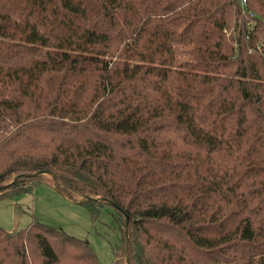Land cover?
Listing matches in <instances>:
<instances>
[{
    "label": "trees",
    "instance_id": "trees-1",
    "mask_svg": "<svg viewBox=\"0 0 264 264\" xmlns=\"http://www.w3.org/2000/svg\"><path fill=\"white\" fill-rule=\"evenodd\" d=\"M40 184L114 208L110 264H264V0H0V200ZM0 264L99 263L32 220Z\"/></svg>",
    "mask_w": 264,
    "mask_h": 264
},
{
    "label": "rangeland",
    "instance_id": "rangeland-1",
    "mask_svg": "<svg viewBox=\"0 0 264 264\" xmlns=\"http://www.w3.org/2000/svg\"><path fill=\"white\" fill-rule=\"evenodd\" d=\"M186 29V30H185ZM160 28L157 51L162 56L183 59L192 47L189 28ZM180 40V39H179ZM114 208L107 204L93 222L86 208L71 202L53 187L40 184L33 193L0 200V226L18 230L32 220L63 230L68 235L85 240L93 249L99 264H110L113 248L121 243V233L113 216Z\"/></svg>",
    "mask_w": 264,
    "mask_h": 264
},
{
    "label": "water",
    "instance_id": "water-1",
    "mask_svg": "<svg viewBox=\"0 0 264 264\" xmlns=\"http://www.w3.org/2000/svg\"><path fill=\"white\" fill-rule=\"evenodd\" d=\"M127 221H128V218H127V216H125V220H124V225H125V227H126V225H127Z\"/></svg>",
    "mask_w": 264,
    "mask_h": 264
},
{
    "label": "built area",
    "instance_id": "built-area-1",
    "mask_svg": "<svg viewBox=\"0 0 264 264\" xmlns=\"http://www.w3.org/2000/svg\"><path fill=\"white\" fill-rule=\"evenodd\" d=\"M242 3H244V0H242Z\"/></svg>",
    "mask_w": 264,
    "mask_h": 264
}]
</instances>
